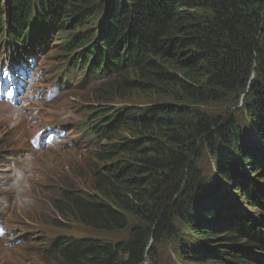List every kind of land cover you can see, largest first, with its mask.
Segmentation results:
<instances>
[{"label":"trees","instance_id":"1","mask_svg":"<svg viewBox=\"0 0 264 264\" xmlns=\"http://www.w3.org/2000/svg\"><path fill=\"white\" fill-rule=\"evenodd\" d=\"M4 18L17 57L39 33L70 53L96 41L105 53L94 66L129 55L135 64L124 84L99 86L98 102L128 105L114 117L101 110L110 125L102 170L59 208L100 232L131 224L129 237L60 240L46 262L147 264L184 221L204 232L182 244L189 264H247L248 251L264 252V0H0ZM220 215L229 224L215 233L209 222Z\"/></svg>","mask_w":264,"mask_h":264},{"label":"rangeland","instance_id":"2","mask_svg":"<svg viewBox=\"0 0 264 264\" xmlns=\"http://www.w3.org/2000/svg\"><path fill=\"white\" fill-rule=\"evenodd\" d=\"M83 30H87L89 32V36H90L89 38L93 37L97 33L96 27H94L91 23H87L86 25H84L82 28V31ZM35 43H37L36 40H35ZM52 56L53 54L48 52L46 53V56H44L43 58L37 57V64L39 68H41L44 74L48 76H51L54 73H56V68L54 67L51 61ZM33 76H35V74H33ZM17 78H19L18 82L20 83V85H23L24 78H25L24 75L23 77L17 76ZM41 78H44V79L41 80ZM78 78H79V75H77V77L74 79V82H76ZM35 80H38L39 82L41 80L42 83L46 82V79L44 76L39 77V78H33V79H30V82L27 81V83L29 84V87L33 85V82ZM97 87H96V91H98ZM3 90H5V85L0 84V94L2 93ZM31 91L33 94L36 93V91L34 90H31ZM68 98H70L69 100H74L76 101V103L82 104L84 106H93L94 104H96V102H98L97 100H95L96 99L95 96H91V93L89 94L69 93L67 95V99ZM67 99L63 101H66ZM115 100H118V98ZM30 101L31 103H27L23 100L22 101H19V100L10 101L9 103H4L3 98L0 95V125H1L0 135L1 136L5 137L6 134H8V132H11V129H13V127H18L21 124V122L32 120L35 117L43 118L42 113L39 112L43 109V102L41 100H30ZM97 105L99 106V109H114L117 107L116 104L109 105L105 103H97ZM37 114L38 116H36ZM80 118H81V114L78 112V110L74 108L72 105H68L67 103V105H64L62 111L59 113L58 121L63 124H68V125L70 124L67 132L70 133L73 137H75L78 134L73 132L74 122ZM37 127L40 128L39 125L36 126V129ZM36 129L33 130L31 128L29 132L26 131L27 135L32 136L35 133ZM1 130H4V132H2ZM25 143H26V140L23 139L21 140L19 144L23 145ZM45 159H47L48 162L53 164V166H51V169H56V170L59 169L60 171H62L63 175L65 176L68 174L69 171L72 172L73 174L74 173L78 174V172L81 174H86L85 167L81 163H77L76 161L77 158L73 151H60V152H55L52 154H46ZM204 163H205V172L208 168L212 169L213 164L211 163L210 155L208 154L205 155ZM5 167L0 166V189L1 190L7 189L10 181L12 180V176L9 174L10 171L8 169H5ZM14 170H18V171L23 170L27 174L32 176L33 178H36L34 177L35 176L34 164L27 157H24L22 159V162L19 165L14 167ZM29 190L35 195L43 194L41 190L35 187L30 188ZM230 199L232 202H234L235 207L237 209L245 205L242 202V199H239V197L235 198L233 193H231ZM15 214L20 218V220L27 221V219L24 217V214L22 213L21 206L16 207ZM41 215L42 214L37 213L36 218L38 219V217ZM220 216H216L219 218H214L215 220L212 219L213 220V222L211 223L212 226L208 227L209 230L217 233V231H215V228L217 227L218 224H224V225L229 224L228 217L223 216V215H220ZM217 219H220L218 223H216ZM54 221H56L63 227H66L64 230L67 232L69 236H73L76 238H103L114 244L116 242L126 240L129 237L130 225H131L129 224V228H127L124 231L98 234L94 232L93 230H91L90 228H86L79 223H75L72 221L62 222L60 221L59 218L54 219ZM176 229H177L176 235L175 234L169 235L165 237L164 239H161L162 242L156 245L154 256H152V259H151L152 264H189V261H187L184 258V255L186 256V254H184L182 244H184L185 247L198 244L199 237L203 236L202 234L204 232L203 231L198 232L196 230L197 227L194 225V222L187 223L185 221L178 223ZM49 232L53 235L56 234L55 231H49ZM208 239L213 241L212 244H209V246L228 243V241L223 240V238L221 239L208 238ZM263 258L264 256L262 257V259ZM208 259H210V256H208ZM34 263L40 264L41 262L35 259ZM147 264H151V263H147ZM223 264H231V263H226L224 261ZM250 264L252 263L250 262ZM253 264H260V262H254Z\"/></svg>","mask_w":264,"mask_h":264},{"label":"bare ground","instance_id":"3","mask_svg":"<svg viewBox=\"0 0 264 264\" xmlns=\"http://www.w3.org/2000/svg\"><path fill=\"white\" fill-rule=\"evenodd\" d=\"M38 13V12H37ZM1 25H0V27H3L4 28V33H2L1 35H0V50H3V51H5L7 54H8V56L9 57H12L14 60L15 59H18L19 57V59H21V58H23V57H27L26 59H28V57L29 56H27L28 55V53H29V50H23V51H19L17 54H19V57H17V55L15 54H13L12 53V48L14 47V46H12V42L14 41L13 40V38H10L9 37V33L7 32V30L9 29V28H11V26H9V24H8V22H7V20H6V18H4V20L2 21V23H0ZM68 27L67 26H64V30H66ZM22 29H24V30H26L27 32H28V28H22ZM28 34H29V32H28ZM30 44H31V42L28 40V42L27 43H25V48L26 47H29L30 46ZM58 45V44H57ZM51 49V45L49 46V45H45V44H41V46H37V45H35V51H33V52H35L36 53V55H38L39 57H44V56H46V52L47 51H49ZM30 50H33V49H30ZM59 50L61 51V53L64 51V47H59ZM88 55H90V51H85V50H78V53L76 54V52L72 55H69V56H73V58H74V60H78V59H81V58H84V57H86V56H88ZM103 58H104V60L107 58V57H105V56H103ZM122 58V57H121ZM127 58V57H126ZM73 60V61H74ZM126 60H129L128 58L126 59ZM19 61V60H18ZM129 62H131L130 60H129ZM33 67H36V65H34ZM121 67L122 66H114V67H107V68H109V69H111V70H108L107 68H105L104 69V71L102 70V69H98V71H97V77H101V75H103V74H101L100 75V73H113V72H116V71H121ZM130 68H132V67H130ZM130 68H128V69H130ZM36 71H38V69L36 70ZM123 71L124 70H122L120 73H119V76H118V78H117V81L118 82H121V81H123V79L124 78H126L128 75H126V74H123ZM93 73H96V72H91L90 74H92V75H96V74H93ZM24 76H26V73H24ZM83 76H85V74L83 75ZM28 82H30V79L29 80H27ZM107 85H112V84H107ZM107 85H104L103 86V89H104V87L105 86H107ZM25 102H30V100L29 99H25ZM116 105L119 107V109L121 108V106H120V104L118 103V102H116ZM114 113L112 114V117H114V115H116V112L115 111H113ZM101 118V117H100ZM101 120H103L104 121V119L103 118H101ZM69 126H70V124L69 125H67L66 126V128H64V129H67L68 130V128H69ZM59 134H68L67 132L65 133V132H61V133H59ZM259 252H263V251H260V250H258ZM255 254V252L254 251H251V252H248L247 254H246V258L248 259V258H250L251 256H253Z\"/></svg>","mask_w":264,"mask_h":264},{"label":"clouds","instance_id":"4","mask_svg":"<svg viewBox=\"0 0 264 264\" xmlns=\"http://www.w3.org/2000/svg\"><path fill=\"white\" fill-rule=\"evenodd\" d=\"M130 72H131V71H130ZM128 74H129V75L127 76V78H130V77H132V75H133V74H130V73H128ZM125 81H126V80H123L122 82H119V83H117V84H113V86H118V85L124 84Z\"/></svg>","mask_w":264,"mask_h":264}]
</instances>
